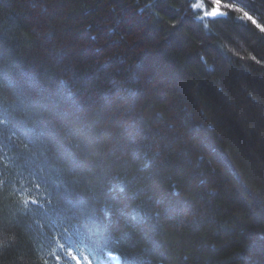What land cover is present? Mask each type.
<instances>
[{"label": "trees", "instance_id": "obj_1", "mask_svg": "<svg viewBox=\"0 0 264 264\" xmlns=\"http://www.w3.org/2000/svg\"><path fill=\"white\" fill-rule=\"evenodd\" d=\"M109 253L264 264V0H0V264Z\"/></svg>", "mask_w": 264, "mask_h": 264}, {"label": "rangeland", "instance_id": "obj_2", "mask_svg": "<svg viewBox=\"0 0 264 264\" xmlns=\"http://www.w3.org/2000/svg\"><path fill=\"white\" fill-rule=\"evenodd\" d=\"M215 10H220V6L218 7V6H215V8L212 10V12H211V15L213 16V12L215 11ZM220 12H221V10H220ZM221 16H222V12H221ZM214 17V16H213ZM215 18V17H214ZM110 258L112 259V261L114 262V264H116V262H117V260L119 261V263H120V259L117 257V256H114L113 254L112 255H110Z\"/></svg>", "mask_w": 264, "mask_h": 264}, {"label": "water", "instance_id": "obj_3", "mask_svg": "<svg viewBox=\"0 0 264 264\" xmlns=\"http://www.w3.org/2000/svg\"><path fill=\"white\" fill-rule=\"evenodd\" d=\"M213 16H214L215 18H219V17H221V12H220V10H215V11L213 12Z\"/></svg>", "mask_w": 264, "mask_h": 264}, {"label": "bare ground", "instance_id": "obj_4", "mask_svg": "<svg viewBox=\"0 0 264 264\" xmlns=\"http://www.w3.org/2000/svg\"><path fill=\"white\" fill-rule=\"evenodd\" d=\"M109 256H110V255H109ZM116 264H120L118 260H117Z\"/></svg>", "mask_w": 264, "mask_h": 264}]
</instances>
